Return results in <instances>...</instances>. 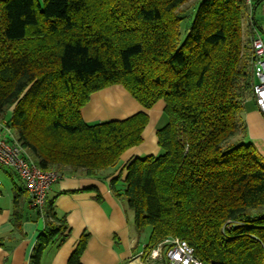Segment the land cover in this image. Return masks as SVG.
Listing matches in <instances>:
<instances>
[{"label": "trees", "instance_id": "16d2710c", "mask_svg": "<svg viewBox=\"0 0 264 264\" xmlns=\"http://www.w3.org/2000/svg\"><path fill=\"white\" fill-rule=\"evenodd\" d=\"M188 1L0 0V124L41 169L107 181L143 143L150 117L88 124L91 96L120 85L145 110L163 101V153L133 159L109 182L138 233L149 230L145 253L178 238L205 264H264V158L243 118L255 84L245 1L203 0L182 27L176 13ZM28 197L16 189L12 220L17 231L44 220L30 258L42 264L69 224L56 196L27 216ZM88 240L68 264H82Z\"/></svg>", "mask_w": 264, "mask_h": 264}, {"label": "crops", "instance_id": "0c3cea01", "mask_svg": "<svg viewBox=\"0 0 264 264\" xmlns=\"http://www.w3.org/2000/svg\"><path fill=\"white\" fill-rule=\"evenodd\" d=\"M258 6L257 4L254 8L256 26L264 41V11L257 14ZM250 29L252 30L251 26ZM254 81L256 83L257 79ZM164 108V102L160 101L152 109L145 110L120 85L103 89L91 96L82 112L88 124L125 120L139 112H146L150 122L143 133V143L122 156V164L107 181L70 174L63 176L53 186L49 197L56 196L57 214L60 218L66 216L69 237L59 250L48 248L42 264H68L85 233L89 234V240L81 258L82 264H154L140 256L147 242L143 241L135 227L132 211L116 199L109 182L133 159L160 153L157 131L166 125ZM243 118L249 140L264 158V116L253 97L244 103ZM1 129L0 124V131ZM6 169L7 167L0 166V208L3 210L0 214V264H30L45 222L41 218L27 219L19 231L14 227V194L16 189L26 186L13 169ZM22 207L24 214L35 217L29 197L24 200Z\"/></svg>", "mask_w": 264, "mask_h": 264}, {"label": "built area", "instance_id": "2783aa9c", "mask_svg": "<svg viewBox=\"0 0 264 264\" xmlns=\"http://www.w3.org/2000/svg\"><path fill=\"white\" fill-rule=\"evenodd\" d=\"M244 1L253 32V73L257 79L253 86V98L264 116V41L256 26L257 19L254 12L258 0ZM0 166L11 168L17 173L31 196L32 208L39 210L45 208L53 186L63 177L55 170L38 167L22 148L13 131L3 125L0 131ZM140 256L154 264H205L196 257L193 247L178 238L166 239L148 253L144 250Z\"/></svg>", "mask_w": 264, "mask_h": 264}, {"label": "rangeland", "instance_id": "374dc122", "mask_svg": "<svg viewBox=\"0 0 264 264\" xmlns=\"http://www.w3.org/2000/svg\"><path fill=\"white\" fill-rule=\"evenodd\" d=\"M40 2L43 3V0H40ZM202 2H203V0H189V1L186 2L184 5L181 6L180 10L177 11L176 15H178V16H180V17H182V18H186V20L182 22V27H184L185 22H186V24H187V22H188L187 25H190V24H191V22L193 21V19H194L196 13H197V11H198V8H199L200 4H201ZM263 11H264V0L259 4L258 9H257V14L260 15V14H262ZM247 19H248V18H247ZM247 21H248V20H247ZM187 25H185V27H186ZM249 25H250V24H249V21H248V24H247L246 21H244L242 31H243V35H244V38H245V39L247 38V34H249V33H247V32L250 31V30H249V28H250ZM185 35H186V30L183 28V29H182V38H184ZM10 116H11V115L8 114V115H7V118L9 119ZM254 146H255V145H254ZM256 149H257V147H256ZM258 152H259V151H258ZM162 153H163V152L160 151V153L157 154V155H160V154H162ZM30 155H31V154H30ZM157 155H156V156H157ZM31 156H32V155H31ZM30 159H31V158H30ZM31 160H32V159H31ZM6 170L11 171L9 168H7ZM132 214L134 215L133 211H132ZM133 221H134V220H133ZM142 238H143V241H145V242L148 243L149 238H150V232H149V230H148V232H145L144 234H142Z\"/></svg>", "mask_w": 264, "mask_h": 264}]
</instances>
